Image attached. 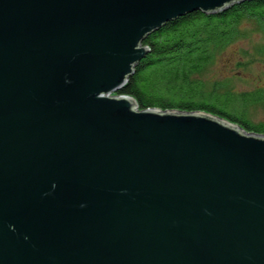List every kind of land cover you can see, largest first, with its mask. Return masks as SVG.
Returning a JSON list of instances; mask_svg holds the SVG:
<instances>
[{
  "label": "water",
  "instance_id": "1",
  "mask_svg": "<svg viewBox=\"0 0 264 264\" xmlns=\"http://www.w3.org/2000/svg\"><path fill=\"white\" fill-rule=\"evenodd\" d=\"M245 1L0 0V264H264V134L117 94Z\"/></svg>",
  "mask_w": 264,
  "mask_h": 264
},
{
  "label": "trees",
  "instance_id": "2",
  "mask_svg": "<svg viewBox=\"0 0 264 264\" xmlns=\"http://www.w3.org/2000/svg\"><path fill=\"white\" fill-rule=\"evenodd\" d=\"M250 25L264 36V0L216 14L195 11L168 22L146 38L149 54L117 94L134 97L141 109L204 111L264 134V122L248 118L253 105L264 103V91L239 92L228 82L209 88L199 78L218 53L252 33Z\"/></svg>",
  "mask_w": 264,
  "mask_h": 264
},
{
  "label": "rangeland",
  "instance_id": "3",
  "mask_svg": "<svg viewBox=\"0 0 264 264\" xmlns=\"http://www.w3.org/2000/svg\"><path fill=\"white\" fill-rule=\"evenodd\" d=\"M249 27L252 33L248 37L218 53L215 61L199 75L209 88L216 82H228L239 92L264 91V36ZM248 118L256 124L264 122V103L253 105Z\"/></svg>",
  "mask_w": 264,
  "mask_h": 264
}]
</instances>
